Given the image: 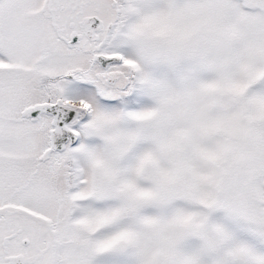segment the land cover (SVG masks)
Masks as SVG:
<instances>
[{
	"label": "snow or ice",
	"instance_id": "obj_1",
	"mask_svg": "<svg viewBox=\"0 0 264 264\" xmlns=\"http://www.w3.org/2000/svg\"><path fill=\"white\" fill-rule=\"evenodd\" d=\"M0 264H264V0H0Z\"/></svg>",
	"mask_w": 264,
	"mask_h": 264
}]
</instances>
